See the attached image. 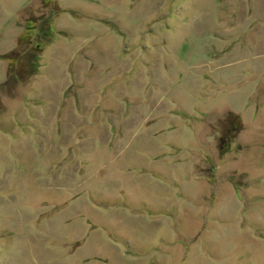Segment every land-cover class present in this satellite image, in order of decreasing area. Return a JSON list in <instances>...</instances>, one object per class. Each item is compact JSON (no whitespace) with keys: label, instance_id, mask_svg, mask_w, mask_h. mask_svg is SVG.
<instances>
[{"label":"rangeland","instance_id":"1","mask_svg":"<svg viewBox=\"0 0 264 264\" xmlns=\"http://www.w3.org/2000/svg\"><path fill=\"white\" fill-rule=\"evenodd\" d=\"M0 264H264V0H0Z\"/></svg>","mask_w":264,"mask_h":264}]
</instances>
